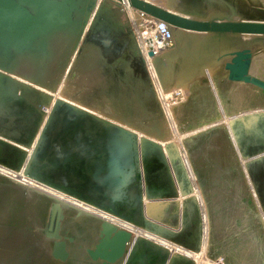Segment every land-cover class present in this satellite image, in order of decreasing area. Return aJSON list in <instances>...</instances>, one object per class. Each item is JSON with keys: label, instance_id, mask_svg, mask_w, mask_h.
<instances>
[{"label": "rangeland", "instance_id": "1", "mask_svg": "<svg viewBox=\"0 0 264 264\" xmlns=\"http://www.w3.org/2000/svg\"><path fill=\"white\" fill-rule=\"evenodd\" d=\"M133 1L15 0L0 24V264H264V90L224 56L264 80V34L224 30L264 7ZM148 7L207 29L169 19L163 50Z\"/></svg>", "mask_w": 264, "mask_h": 264}, {"label": "water", "instance_id": "2", "mask_svg": "<svg viewBox=\"0 0 264 264\" xmlns=\"http://www.w3.org/2000/svg\"><path fill=\"white\" fill-rule=\"evenodd\" d=\"M14 3L15 0H0V24L5 23L8 18L12 17L15 14ZM133 4L138 5L139 1L134 0ZM148 9H153L155 15L164 19L165 22H167L169 19H173L174 23L178 26V28H191L198 30L207 29V25L202 22L190 21L184 18L173 17L171 14L166 13L159 8L148 7ZM47 16H49V14H47ZM212 28L213 30H223L221 24L219 23H214ZM224 30L226 32L234 31L238 33L264 34V23L256 24L253 22H239L236 25L228 23ZM224 56H231V60L226 62L225 64L226 70L229 71L228 78L230 80L253 84L264 90V80L257 78L251 75L250 73V67L253 58V53L250 48L234 50L229 53H226ZM55 212L57 213L55 229L52 232L47 233V236L50 238H58L59 236L63 209L61 207H56Z\"/></svg>", "mask_w": 264, "mask_h": 264}, {"label": "built area", "instance_id": "3", "mask_svg": "<svg viewBox=\"0 0 264 264\" xmlns=\"http://www.w3.org/2000/svg\"><path fill=\"white\" fill-rule=\"evenodd\" d=\"M155 37L156 39H151L150 41L155 46V42L158 45L159 48L165 49L173 44L174 34L173 29L170 27V25L163 21L159 20L155 24ZM147 39L149 36L147 35Z\"/></svg>", "mask_w": 264, "mask_h": 264}, {"label": "crops", "instance_id": "4", "mask_svg": "<svg viewBox=\"0 0 264 264\" xmlns=\"http://www.w3.org/2000/svg\"><path fill=\"white\" fill-rule=\"evenodd\" d=\"M236 1H239V0H236ZM244 2H247L249 6H254V7H264V0H243ZM251 1L254 3H251ZM227 6H229L230 4H226ZM238 6L239 5H242V4H237ZM230 6H235V3L234 4H231Z\"/></svg>", "mask_w": 264, "mask_h": 264}, {"label": "bare ground", "instance_id": "5", "mask_svg": "<svg viewBox=\"0 0 264 264\" xmlns=\"http://www.w3.org/2000/svg\"><path fill=\"white\" fill-rule=\"evenodd\" d=\"M19 1V0H18ZM37 2V1H36ZM130 2H131V0H130ZM28 3H30V2H28ZM30 5H31V3H30ZM33 5V4H32ZM33 11H35V10H33ZM37 11V10H36ZM35 11V12H36ZM7 23V22H6ZM34 24V23H33ZM15 25V24H14ZM35 25V24H34ZM23 29V28H22ZM173 29V28H172ZM180 29H182V28H180ZM38 32V31H37ZM31 38V37H30ZM28 41V40H27ZM30 41V40H29ZM1 42V41H0Z\"/></svg>", "mask_w": 264, "mask_h": 264}]
</instances>
